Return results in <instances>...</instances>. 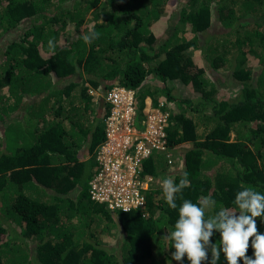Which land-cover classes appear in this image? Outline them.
I'll return each instance as SVG.
<instances>
[{
    "label": "trees",
    "instance_id": "1",
    "mask_svg": "<svg viewBox=\"0 0 264 264\" xmlns=\"http://www.w3.org/2000/svg\"><path fill=\"white\" fill-rule=\"evenodd\" d=\"M170 4L179 19L161 15ZM211 18L225 31L201 46ZM93 25L100 36L85 44ZM220 73L224 86L212 82ZM118 86L135 90L140 115L147 96L168 115L165 152L142 163L156 178L147 215L109 209L88 189L104 94ZM185 171L178 207L211 196L217 211L235 208L249 186L264 194V0H0V264H190L172 259L164 236L178 210L155 186ZM254 219L264 234V218ZM210 260L209 251L202 264ZM217 264H227L223 252Z\"/></svg>",
    "mask_w": 264,
    "mask_h": 264
},
{
    "label": "clouds",
    "instance_id": "2",
    "mask_svg": "<svg viewBox=\"0 0 264 264\" xmlns=\"http://www.w3.org/2000/svg\"><path fill=\"white\" fill-rule=\"evenodd\" d=\"M175 7L176 5L173 4L167 5L163 9L161 15H163L166 9L169 8L170 11L172 10L179 14L177 18L179 19L181 17V12L180 9L175 10ZM201 34H199V39L196 40V43L201 46H205L202 38H200ZM99 36L100 33L95 30V25H93L81 38L85 44L90 45L93 41L98 39ZM190 38L191 36L188 35V39ZM48 47L50 51L55 49L56 44L53 38L48 40ZM198 54L201 53L198 51ZM118 88L132 90L135 97V90L133 88H126L123 86H118ZM108 92L104 94V97ZM146 99L147 98H145V106L142 109L141 115L138 112V107L136 106L135 108L136 114L134 117V126L138 128L139 131H143L140 127V119L146 117L147 112H152L153 110V112L157 111L159 113H166L160 111L158 107H148L150 103L148 104L149 99ZM167 120L168 115H166L165 124L163 126L165 133V147L163 149L151 147L149 155L142 158L139 162V173L142 179L147 176H151L143 175L141 173L142 163L145 159L154 154L165 152L167 148V133L164 128L167 124ZM104 140H102V142ZM101 143L98 144L95 149L94 158L95 163H97L98 166L93 175L99 170V168H101V165L97 160V150ZM164 157L168 158L167 162L169 164H175L178 160L176 153H166L164 154ZM174 159L176 161H174ZM237 168L241 172L244 171L243 167L239 165L238 162ZM151 177L153 180L156 179H154L153 176ZM187 177L188 173L185 171L180 177L178 183L171 177L164 178L160 181L165 202L171 209L178 210V219L174 223L173 230L167 232V235L164 236L165 240L169 242L170 247L175 249L174 252L171 253L172 259L182 261L185 257H187L190 264H202V261L208 260V252L210 251L211 260L209 261V264H217L220 259L221 252H223L227 264H239V260H243V264H264V234L257 232L256 220L254 219L256 217L264 218V194L249 186L244 187L235 194L233 201L235 208L220 207L217 211V202L211 196H204L197 203L188 199H182V202L178 207L176 202L177 194H181L185 188L191 186ZM152 181L149 185H153ZM148 188L145 190H148ZM135 209H140L142 210V215H147L145 207ZM214 231L219 232L220 235V239L217 243H212L210 240ZM249 242L251 243V247L253 249L254 258H250L246 255Z\"/></svg>",
    "mask_w": 264,
    "mask_h": 264
},
{
    "label": "built area",
    "instance_id": "3",
    "mask_svg": "<svg viewBox=\"0 0 264 264\" xmlns=\"http://www.w3.org/2000/svg\"><path fill=\"white\" fill-rule=\"evenodd\" d=\"M105 100L110 111L104 119L105 140L97 150L101 168L89 182L91 198L106 202L112 210L144 208V190L153 179L140 177L139 162L149 155L151 147H165L163 126L167 113L147 112L140 119L143 131H139L134 126L136 103L132 90L114 87Z\"/></svg>",
    "mask_w": 264,
    "mask_h": 264
},
{
    "label": "rangeland",
    "instance_id": "4",
    "mask_svg": "<svg viewBox=\"0 0 264 264\" xmlns=\"http://www.w3.org/2000/svg\"><path fill=\"white\" fill-rule=\"evenodd\" d=\"M178 13L177 12H175V11H170V9L169 8H167L166 9V11L163 13V17L165 18V19H168L169 21H171L170 19L172 18V19H177L178 18ZM245 19H249V20H252V18L250 17V16H247V17H244ZM243 18V19H244ZM211 20H212V23H211V26L207 29V30H205V32L204 33H202L201 34V36H200V38H202V41H203V43H204V45H205V42H207V43H209L208 42V40H207V38H209L210 37V40H214L215 38H216V34L219 32V33H222L223 31H225V28L223 27V25L220 23V22H217L218 20H215V19H212L211 18ZM169 23V22H168ZM166 32V31H165ZM213 36H215V38L213 37ZM61 40H64V39H61ZM194 60L196 61V62H200V59L198 58V57H194ZM206 64L208 65V62L206 61ZM226 69L223 67V71L222 72H224ZM228 80H229V77L227 76V75H224V74H218V75H215V76H213V78H212V82H216L218 85H221V86H224V84H226V83H228ZM149 81H153V79H150ZM236 82V81H235ZM189 86V85H188ZM190 88V87H189ZM188 89V88H187ZM213 89H217L216 88V85H214L211 89H210V91H212ZM188 90H186V92H187ZM96 91H94V93H95ZM104 90H102L101 91V94H104ZM148 104H149V102H148ZM209 106V105H208ZM148 107H152V106H148ZM152 108H154V107H152ZM152 112H153V110H152ZM174 161H176L175 159H174ZM174 164V163H173ZM166 171H167V169H166ZM166 178H169L168 177V175L166 176ZM162 180V179H161ZM161 180H159V182H158V184L157 185H155L156 187L158 186V187H161L160 186V181ZM1 207H3V205H2V203L0 202V208ZM1 213V212H0ZM113 232H114V236L113 235H110L109 236V239H110V242L112 243V246L113 247H115V245H116V241L118 242V243H121V234L119 233V232H115L114 230H112ZM9 235V233H7L6 234V236H8Z\"/></svg>",
    "mask_w": 264,
    "mask_h": 264
},
{
    "label": "crops",
    "instance_id": "5",
    "mask_svg": "<svg viewBox=\"0 0 264 264\" xmlns=\"http://www.w3.org/2000/svg\"><path fill=\"white\" fill-rule=\"evenodd\" d=\"M146 98H147L146 100H148V99H149V96H147ZM149 100H150V99H149ZM177 155H178V153H176V156H177Z\"/></svg>",
    "mask_w": 264,
    "mask_h": 264
}]
</instances>
